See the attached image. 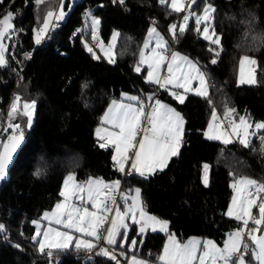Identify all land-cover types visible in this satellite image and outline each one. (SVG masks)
<instances>
[{"label": "trees", "instance_id": "trees-1", "mask_svg": "<svg viewBox=\"0 0 264 264\" xmlns=\"http://www.w3.org/2000/svg\"><path fill=\"white\" fill-rule=\"evenodd\" d=\"M61 1L0 3V18L9 11L15 15V27L27 33V52H33L20 80L12 67L0 66V131L8 126V112L16 96L21 98L20 103L36 102L30 128L21 107L12 120L23 129L25 143L0 181V224L4 225L0 264H117L104 255L89 261L87 251L74 247L50 250L49 257V249L42 254L33 241V222L60 202L63 181L70 173L80 182L89 178L107 183L121 180L122 191L139 188L145 211L167 221V233L149 230L142 234L140 226L132 223L126 239L121 236L115 246L127 258L137 255L158 264L157 257L169 234L180 241L200 237L222 245L230 232L242 226L226 215L233 195L232 182L248 177L264 183V149L258 141L264 137V130L247 147L238 141L223 144L208 140L204 132L213 110L224 113L225 105L235 109L236 120L243 116L252 124L264 122V0H196L187 8L199 14L203 3L213 5L211 31L214 28L220 37L219 45L202 38L196 31L195 18L181 33L179 26L186 12L173 11L170 0L163 5L159 0H77L71 8V0H65L68 13L58 21L61 26L50 31L46 42L35 45L36 29L49 11H57ZM84 15L88 29L92 30L93 19L99 21L95 28L100 30L104 45L118 32L114 62L90 46V38L81 31ZM172 24L177 25L175 37L169 31ZM152 25L170 42L177 39V51L200 65L209 80L207 98L188 93L181 104L169 91L147 82L146 68L135 70L140 67V51ZM210 48L219 51V56H214ZM245 55L257 61L254 85L237 82L238 64ZM214 58L216 63L211 62ZM149 93L183 117L181 148L162 171L148 177L124 176L114 166L112 148L99 146L103 141L98 139L96 129L113 100H121L124 95L141 100ZM205 164L210 166L207 186L202 183ZM37 170L39 176L34 174ZM132 240L137 242L135 247ZM245 257L250 260V254Z\"/></svg>", "mask_w": 264, "mask_h": 264}, {"label": "snow or ice", "instance_id": "snow-or-ice-1", "mask_svg": "<svg viewBox=\"0 0 264 264\" xmlns=\"http://www.w3.org/2000/svg\"><path fill=\"white\" fill-rule=\"evenodd\" d=\"M3 0H0L2 3ZM43 0H35L37 5ZM123 3V0H120ZM163 5L167 0H159ZM196 0H188L187 7L191 8ZM171 8L173 11H185L184 0H171ZM215 9L210 5L203 8L202 14L196 15V31L201 32L200 25L203 24L202 35L205 40L211 44L219 45L220 37L216 35L213 28L209 31L210 22L213 19ZM194 14V13H193ZM53 12L49 11L47 17L43 21V26L36 31V43L41 42L42 36L49 27L50 18L53 17ZM64 12L61 11L56 19L63 18ZM195 15V14H194ZM190 16H184V24L179 26V31L183 33L187 26V21ZM13 13L7 12L3 18H0V66H6V46L3 40L9 37L14 32V26L11 23ZM99 21L92 20L93 30L95 32L96 25ZM177 25H170L169 31L175 37ZM118 33L113 34L115 40ZM153 36L156 37V48L151 50V53L146 56L145 51H140V64H147V82L158 85L160 88L169 90L168 86L180 88L184 93L195 92L201 97H208V82L204 72L187 57L181 56L177 52H172L170 58L163 53L167 51V43L156 32L155 27L149 29V39L144 43V49L149 47V43ZM213 37H215L213 39ZM95 38V37H94ZM87 47V45H85ZM161 49L162 51H157ZM88 51L92 52V48L88 47ZM214 53V56H219V51L209 49ZM30 54H26V58ZM167 61V76L161 75V67ZM109 62H114L109 59ZM212 63H216L214 58ZM256 65L257 61L245 55L240 59L241 79L240 83L255 84L257 83L254 73V68L250 69L247 78H244V65ZM140 72L139 65L135 69ZM198 81L199 87L193 89L192 81ZM176 100L181 104L184 103L185 96L178 94L175 91H170ZM127 100L136 101L138 106L133 104H125L123 102L112 101L108 110L101 117V125L109 127H98L96 134L98 139L105 140L101 143V148H106L109 145L114 147L115 154L112 156L114 166L118 171L124 172L125 165L131 160V169L142 177H147L149 174L155 173L157 170L162 171L171 157L178 155L179 147L182 141L184 132V119L179 112L174 108L162 103L159 99L153 96H148L149 101L154 103L150 106L151 110L147 111V107L139 97L125 96ZM20 97L16 96L10 106L8 112V128L12 129L7 140L0 142V180H4L7 174L9 164L13 159V155L24 139V131L19 124H13L14 113H17L18 102ZM211 103V101H209ZM36 102H24L21 114L27 117V124L30 127L32 124L33 113ZM235 109L225 105V118H229ZM213 120H217L215 109L212 112ZM142 122H146L149 127H142ZM213 125L209 124V129ZM220 125H217L219 128ZM229 127L232 128V134L236 135L239 142L244 145H249V136L256 135L257 132L264 130V122L250 124L243 116L239 117V123L229 121ZM254 127L255 131H251ZM111 129V130H109ZM7 131V129H3ZM103 133V135H101ZM142 135V138L137 137ZM209 139H222L223 143H231L229 134L221 132L219 134L209 135L205 133ZM264 140V137H261ZM205 178L204 183L207 184L208 165H204ZM35 175L41 173L37 170ZM236 195L232 197V204L228 208L227 215L241 222L242 226L237 230L228 234L227 240L223 247H219L211 240L200 241L198 239H190L186 243H180L169 234L168 243L165 244L163 252L158 255V264H246L245 256L249 253L255 264H264V197L260 194L264 193V183H259L248 177H241L232 184ZM120 188V181H114L111 184L105 183L102 179L89 178L87 181L80 183L75 179V175L70 173L64 180L63 190L60 196L63 197L51 212H45L43 219L48 220L49 224L55 223L62 226L67 231H60L57 228L49 227L47 230L41 231L40 224L37 221V232L32 237L33 241L39 245V251L43 254L45 249H49L47 255L52 256L51 249L66 250L73 246L77 251L84 250L92 252L98 248L101 242L108 246L117 245V238L123 236L126 239V230L128 225L126 219H131L133 223L138 224L139 232L145 233L147 230L168 232V223L158 219L155 216L149 215L143 206L140 199V189H135V195L128 197L122 196L126 207L123 211L119 207L113 208L116 198L114 193ZM131 199V204H128V199ZM91 206V210L88 206ZM258 209V216L253 214V209ZM114 216H110L111 213ZM250 222L251 225L250 226ZM105 224L110 225L105 228ZM121 229H125L122 234ZM4 231V225L0 224V233ZM73 233H79L80 237H74ZM259 233V234H258ZM43 235V239L37 237ZM245 237L249 243L246 242ZM91 238V239H87ZM136 241L132 240L133 247ZM120 247H123L121 244ZM98 255H104L112 260H116L114 251L108 247H99ZM117 264L119 262L117 261ZM130 264H146L145 261L135 256L131 258Z\"/></svg>", "mask_w": 264, "mask_h": 264}, {"label": "rangeland", "instance_id": "rangeland-1", "mask_svg": "<svg viewBox=\"0 0 264 264\" xmlns=\"http://www.w3.org/2000/svg\"><path fill=\"white\" fill-rule=\"evenodd\" d=\"M77 0H71V3H70V8L74 5V3L76 2ZM168 1V0H167ZM184 3H185V11H181V12H189L190 10L189 9H187L188 7H187V3L185 2V0H184ZM208 4H210L212 7H213V5L211 4V3H209V2H205V3H203V5H202V8H201V10H200V13L199 14H202V11H203V8L206 6V5H208ZM170 5H171V0H170ZM171 7V6H170ZM61 8L63 9V12H64V15H63V18H61V19H59V20H57L56 19V16H58L59 15V13H60V11H61ZM214 8V7H213ZM172 9V8H171ZM176 12V11H175ZM180 12V13H181ZM67 13H68V10L67 9H65V0H63V1H61V2H59V7H58V9H57V11H55V12H53V17L52 18H50V21H49V27H48V30L46 31V33H44L43 34V36H42V39H41V42L39 43V44H37L36 43V31L37 30H39L42 26H43V24H42V26L39 28V29H36V31H35V34H34V42H35V45H40L41 43H42V41L46 38V36H47V34H48V31H49V28L51 27V24H52V22H53V20L55 19V20H57V21H61V20H64L65 18H66V16H67ZM192 13H194L193 15H194V18L196 19V15H199L197 12H192ZM192 19V18H191ZM191 19L189 18V20L187 21V26H186V28L188 27V25H189V23H190V21H191ZM212 21H213V19H212ZM212 21L210 22V28H209V31H210V33H211V25H212ZM185 23V21H182L181 22V24H184ZM196 23V22H195ZM180 24V25H181ZM202 26L204 27V25L202 24ZM153 27H155V26H150V28H153ZM203 27H202V29H201V33H202V31H203ZM149 28V29H150ZM185 28V29H186ZM155 29H156V32L157 33H159V35H160V37H163V40L167 43V38H166V36L157 28V27H155ZM114 33H118L117 31L116 32H114ZM148 33H149V30H148ZM148 33H147V36H146V38H145V41L146 40H148L149 39V37H148ZM170 35L173 37V34H172V32H170ZM118 36H119V34L116 36V38H115V40H113V36H112V38L110 39V41H109V43H107V44H105L104 46H102L101 48H100V52L102 53V55L109 61V59L111 58V60L112 61H114V59H115V47H116V45H117V41H118ZM201 36H202V38H203V35L201 34ZM215 37H213V39H214ZM204 39V38H203ZM208 41V40H207ZM169 42V41H168ZM210 42V41H209ZM145 43V42H144ZM170 44H171V42L169 43V46H170ZM168 46V47H169ZM153 48H156V37L155 36H153V38L151 39V41H150V43H149V47L147 48V49H144V44H143V47H142V49L145 51V55L146 56H148L150 53H151V50L153 49ZM157 51H162L161 49H157ZM181 56H184V57H187L189 60H193L192 58H190L189 56H187V55H185V54H182V53H180V52H178ZM164 54V53H163ZM166 56V55H165ZM193 62V61H192ZM194 63V62H193ZM167 64V61L165 62V64L164 65H166ZM196 64V63H195ZM163 65V66H164ZM197 65V64H196ZM247 65V66H246ZM198 67V66H197ZM142 68H146L147 69V73H148V67H147V64H140V69H142ZM253 67L252 66H250V65H248L247 63H245V65H244V69H243V75H244V78H247L248 77V75H249V71H250V69H252ZM201 70V69H200ZM245 70V71H244ZM255 70V69H254ZM161 74H162V70H161ZM205 74V73H204ZM253 75L255 76V79H256V81H257V76H256V71H254V73H253ZM205 77H206V75H205ZM146 78H147V75H146ZM240 79H241V67H240V61H239V64H238V74H237V82L240 84V85H254V84H247V83H244V84H241L239 81H240ZM192 88L193 89H195V88H197V87H199V82L198 81H192ZM171 91H175V92H180V94H182V95H184V96H186V94H188V93H190V94H195V92H188V93H184V90L183 89H180V88H173V86H172V90ZM209 84H208V96H209ZM196 95V94H195ZM162 101V100H161ZM24 102H31V101H23L22 103H20V101L18 102V108L20 109V107L21 108H23V103ZM162 102H164V101H162ZM13 103V102H12ZM165 104H167L169 107H171V105L170 104H168V103H166V102H164ZM171 108H174L173 106L171 107ZM175 109V108H174ZM176 110V109H175ZM177 111V110H176ZM216 111V113H217V117H218V114H219V112L217 111V110H215ZM178 112V111H177ZM34 113H35V110H34ZM34 113H33V118H32V124H33V119H34ZM224 115H223V118H225V112L223 113ZM230 116H233L234 117V114L232 113ZM26 117V116H25ZM219 120L221 119V118H218ZM26 120H27V117H26ZM248 121V120H247ZM249 122V121H248ZM212 124L213 125V127L214 128H217V125H216V120H213V118H212V116H211V118H210V120H209V123H208V129H209V124ZM235 123H239V120H235ZM250 123V122H249ZM27 124V123H26ZM32 124H31V126H32ZM251 124V123H250ZM254 125V124H253ZM28 128H30L29 126H28V124L26 125ZM231 128V127H230ZM221 132H227L228 134H229V138L231 139V141L232 142H234V141H239V139L237 138V136L236 135H234V134H232V128L230 129V130H227V129H225L223 126H220L219 128H217V132H216V134H219V133H221ZM209 133V132H208ZM259 132H257L256 134H258ZM209 135H211L210 133H209ZM252 136H249L248 137V139H249V144L251 143V141L253 140V138H251ZM253 137H254V135H253ZM205 138L206 139H208V140H213V141H219V142H221V143H223V140L222 139H219V140H217V139H209V138H207V136H205ZM258 141H260L261 142V145L262 144H264V140H262L261 139V137H259L258 138ZM231 142V143H232ZM240 143V142H239ZM223 144H225V143H223ZM228 144H230V143H228ZM241 144V143H240ZM179 153V152H178ZM205 165H208V172H207V184H205L204 183V178H205V170H204V167H203V169H202V183L205 185V186H207L208 184H209V176H210V166H209V164H205ZM239 178H241V177H238V178H236L235 180H238ZM66 179V178H65ZM235 180L232 182V184L235 182ZM1 181V180H0ZM258 182V181H257ZM80 183H83L82 181L80 182ZM111 183V182H110ZM63 190V189H62ZM232 190H233V195H232V197L234 196V195H236V192L234 191V189H233V187H232ZM134 191H135V189H134ZM125 194H127V192L125 191L124 192ZM135 193V192H134ZM131 196H133V195H130V197ZM129 197V196H128ZM140 199H141V197H140ZM61 200H63V197H62V199ZM60 200V201H61ZM129 201H130V203H131V199L129 198ZM59 203V202H58ZM128 204H129V202H128ZM231 204H232V198H231V202H230V204H229V206H228V208L231 206ZM86 206H88L89 207V209L91 210V206H89V205H86ZM55 208V206L52 208V209H50V210H47V211H45V212H51L53 209ZM227 211H228V209H227ZM227 211H226V213H227ZM44 212V213H45ZM43 213V214H44ZM43 214H42V216H41V218L39 219V220H37V222L40 224V227H41V231L43 232V230H47V228H49V227H53V228H57L58 230H60V231H67L66 229H64L62 226H60V225H56L55 223H52L51 225L49 224V221L48 220H44L43 219ZM253 214L254 215H257L258 216V209H256V208H254L253 209ZM227 215V214H226ZM228 216V215H227ZM229 217V216H228ZM231 218V217H230ZM234 219V218H233ZM125 223L128 225V223L126 222V220H125ZM132 224V223H131ZM36 225V224H35ZM250 226H252L251 225V222H250ZM37 228V227H36ZM129 229H130V227H129V225H128V228H127V230H126V234L128 233V231H129ZM123 230H125V229H122V231ZM36 232H37V230H36ZM125 232V231H124ZM259 234V233H258ZM36 235V234H35ZM73 235H74V237H80V234L79 233H73ZM192 238H195V239H199V240H211V241H213V242H215L214 240H212V239H208V238H200V237H192ZM227 238H228V236H227ZM227 238H226V240H227ZM37 239L39 240V239H43V235L41 234V236H39V237H37ZM87 239H91V238H87ZM177 241H179L180 243H185L186 241H180V240H178V239H176ZM225 240V241H226ZM245 240H246V242L247 243H249V245H250V247H254V245H251V241H248L247 240V237H245ZM168 241V238L166 239V242ZM224 241V242H225ZM166 242H165V244H166ZM216 243V242H215ZM219 247H223V245H224V243L222 244V245H220V244H218V243H216ZM165 246V245H164ZM71 247H74V242H73V246H70L69 248H71ZM68 248V249H69ZM75 248V247H74ZM46 250V249H45ZM51 250H57V249H51ZM163 252V251H162ZM250 254V253H249ZM133 256H135V257H137V258H139V259H142L143 261H145L146 262V264H149V262L148 261H146L145 259H143V258H141V257H139V256H137V255H131L128 259H129V262H128V264H130V261H131V258L133 257ZM245 261H246V264H255V261H253V259H252V257H251V254H250V260H248L246 257H245ZM49 264H53L52 262L51 263H49Z\"/></svg>", "mask_w": 264, "mask_h": 264}, {"label": "built area", "instance_id": "built-area-1", "mask_svg": "<svg viewBox=\"0 0 264 264\" xmlns=\"http://www.w3.org/2000/svg\"><path fill=\"white\" fill-rule=\"evenodd\" d=\"M186 3H188V0H185ZM185 15H189L190 16V19L191 18H194V15L191 11L187 12ZM184 15V16H185ZM184 16L182 17L181 19V22L184 21ZM15 19V15H13V19H12V22L13 20ZM84 19V23H83V26H82V33L83 35L86 37H89V44L92 48L94 49H100L103 45H104V41L100 35V30L95 28V32L92 28L91 29H88L86 24H87V16L84 15L83 17ZM13 26H14V32L7 38L4 39V42L3 44L6 46V53H5V58H6V61H7V65H9L10 67H12L16 72H17V76H18V80L22 79L23 77V72L25 71V62L27 60H29L32 55H33V52L31 51H28L27 52V48H26V43H25V39L27 37V33L24 31V30H21V29H18L15 27L14 23H13ZM61 26V23L58 22L57 20H53L52 24H51V27L49 28V31H48V34L50 33V31L53 29V28H56V27H60ZM47 34V35H48ZM95 37V38H94ZM47 41V36L46 38L42 41V43L46 42ZM177 39H174L170 46L167 48V51H165L164 53L166 55H170L171 52L173 51H177ZM26 54H30L29 57L26 58ZM255 67V66H254ZM144 104L147 107V111H150L151 110V105L152 103H149L146 99V95L144 94L143 95V99H141ZM14 101V99H13ZM232 121L234 122L235 121V118L233 116H230L229 118H223L221 117V119L219 120V124L222 125L225 129L229 130V121ZM142 127H149V125H147L146 122H142ZM3 129H7V131H3ZM12 132V129L8 128V126L4 125L2 127V130L0 131V142H3L5 141V139L8 137V135H10ZM143 134L141 133L139 136H142ZM261 149H264V144H262L260 146ZM133 172L129 169L127 170L126 172V176H130L132 175ZM261 183V182H259ZM115 195V198H116V203L115 205H112L113 208L115 207H119L121 206V202H122V189L119 188V190L117 192L114 193ZM262 197H264V193L260 194ZM115 213H111L110 216H114ZM129 221L131 223H133V221L131 219H129ZM110 225L108 224H105V228L109 227ZM116 245L114 246H108L106 245L104 242H101L99 245H98V248L97 249H94L92 252H87L86 254V257L87 259L90 261L92 260L94 257L96 256H100L97 254V252L99 251V247H108L110 249H112L114 251V255L116 256V260H112L111 258H109L111 260V262H119V264H126V254L118 249L115 248ZM152 264V263H151Z\"/></svg>", "mask_w": 264, "mask_h": 264}, {"label": "crops", "instance_id": "crops-1", "mask_svg": "<svg viewBox=\"0 0 264 264\" xmlns=\"http://www.w3.org/2000/svg\"><path fill=\"white\" fill-rule=\"evenodd\" d=\"M169 40H167V48H168V46H169V43H170V41L168 42ZM173 52H179V51H173ZM172 53V52H171ZM171 53H170V55H171ZM181 53V52H180ZM183 54V53H182ZM164 55H166L165 53H164ZM170 55H166V56H168L169 58H170ZM191 61H193L194 63H196L197 64V66L199 67V69H201V67H200V65L193 59V60H191ZM167 65V64H166ZM166 65H164V66H162L161 67V70H162V76H167L168 75V72H167V67H166ZM247 66V65H246ZM254 66L255 65H252V67L254 68ZM255 69V68H254ZM201 71L203 72V70L201 69ZM245 71V70H244ZM206 75V74H205ZM206 79H207V82H208V84H209V80H208V77H207V75H206ZM149 83V82H148ZM150 84H152V83H150ZM160 89H162V88H160ZM168 89L169 90H167V91H171L172 90V85H169L168 86ZM162 90H165V89H162ZM177 93L178 94H180V92H178L177 91ZM209 93H210V85H209ZM154 95V97H155V94H153V93H149V94H147L146 95V99H147V97L148 96H153ZM125 96H132V95H124L123 97H122V99L121 100H117V102H123V103H125V104H133L134 106H138L137 105V103H136V101H131V100H127V99H125L124 97ZM155 99H158V98H156L155 97ZM160 100V99H159ZM147 101L149 102V103H154V100L153 101H149L148 99H147ZM161 101V100H160ZM162 102V101H161ZM162 103H164V102H162ZM112 104V103H111ZM110 104V105H111ZM165 104V103H164ZM167 105V104H166ZM172 107V106H171ZM109 108V107H108ZM108 108H107V110H108ZM106 110V111H107ZM223 113H219L218 114V118H221V117H223ZM236 120V119H235ZM234 123H235V121H234ZM219 124V119H217L216 120V125H218ZM252 124V123H251ZM220 125V124H219ZM220 126H222V125H220ZM100 127H109V126H107V125H101ZM231 128H229V130H230ZM109 130H111V129H109ZM251 131H255V129H254V127L251 129ZM210 133L211 135H213V134H216V132H217V128H214V127H212V129H208V126H207V128H206V130H205V132H204V135H205V133ZM260 132V131H259ZM184 133V132H183ZM101 135H103V133H101ZM257 135V134H256ZM256 135H254V137L252 136L251 138H255L256 137ZM206 136V135H205ZM140 138H142V136H138L137 137V139H140ZM208 138V137H207ZM100 140H102V139H100ZM103 141V143H105V140H102ZM239 142V141H238ZM181 144H182V141H181ZM181 144H180V147H179V151H180V148H181ZM109 148H112V150H113V152H114V154H115V150H114V147L113 146H111V145H109L108 146ZM131 170L132 172H133V174H138V173H136L135 171H133L132 169H131V160H129L128 162H127V164L125 165V171L124 172H122L123 174H124V176H125V174H126V172H127V170ZM139 175V174H138ZM150 175H152V174H149V175H147V177L148 176H150ZM67 177V176H66ZM65 177V178H66ZM75 179H76V177H75ZM65 180V179H64ZM76 181L77 182H80V181H78L77 179H76ZM120 181V188H121V185H122V181L121 180H119ZM105 182V181H104ZM105 183H107V182H105ZM112 183V182H111ZM111 183H109V184H111ZM63 187H64V181H63V185H62V189H63ZM125 191H122V196H124V195H127V196H129L130 197V195H135V191L134 190H129V191H127V194H125L124 193ZM129 202V204H131L130 203V201H129V199H128V201H127V203ZM90 206V205H89ZM126 207V205H125V201H124V199H122V202H121V206H120V209H121V211H123L124 210V208ZM126 222L128 223V225H129V227H130V225H131V222L129 221V219H126ZM36 230H37V228H36ZM150 230V229H149ZM149 230H147V231H149ZM124 231L125 230H123L122 231V229H121V233H124ZM147 231L145 232V233H143V234H146L147 233ZM151 231V230H150ZM158 232H161V231H159V230H157ZM156 232V231H155ZM233 232V231H232ZM231 233V232H230ZM228 236V235H227ZM175 237V236H174ZM120 237H118L117 238V242H118V239H119ZM227 238V237H226ZM175 239H177L176 237H175ZM190 239H193V238H189L187 241H189ZM198 239V238H197ZM199 240V239H198ZM186 241V242H187ZM200 241H205V240H200ZM185 242V243H186ZM166 243H168V241L166 242ZM129 258V257H128ZM126 259V264H128V262H129V259ZM149 264H151V263H149Z\"/></svg>", "mask_w": 264, "mask_h": 264}, {"label": "water", "instance_id": "water-1", "mask_svg": "<svg viewBox=\"0 0 264 264\" xmlns=\"http://www.w3.org/2000/svg\"><path fill=\"white\" fill-rule=\"evenodd\" d=\"M192 5H193V4H192ZM191 7H192V6H191ZM11 23L13 24L12 20H11ZM3 42H4V40H3ZM6 140H7V138L5 139V141H6ZM24 143H25V136H24V139H23V141L21 142L20 146L17 148L16 152L14 153V155H13V159H12L11 163L9 164V167H8V170H7V171H10V170H11V168H12V166L14 165V163H15V161H16L18 155H19V152H20V150L22 149Z\"/></svg>", "mask_w": 264, "mask_h": 264}]
</instances>
